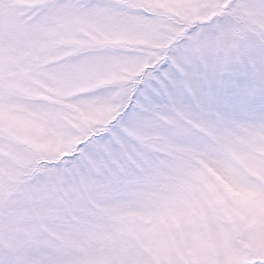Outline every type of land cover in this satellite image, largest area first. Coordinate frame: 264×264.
Here are the masks:
<instances>
[{"label": "snow or ice", "instance_id": "obj_1", "mask_svg": "<svg viewBox=\"0 0 264 264\" xmlns=\"http://www.w3.org/2000/svg\"><path fill=\"white\" fill-rule=\"evenodd\" d=\"M0 264H264V0H0Z\"/></svg>", "mask_w": 264, "mask_h": 264}]
</instances>
